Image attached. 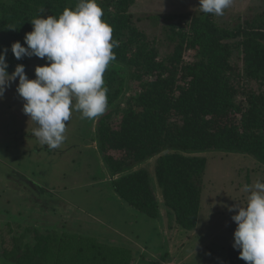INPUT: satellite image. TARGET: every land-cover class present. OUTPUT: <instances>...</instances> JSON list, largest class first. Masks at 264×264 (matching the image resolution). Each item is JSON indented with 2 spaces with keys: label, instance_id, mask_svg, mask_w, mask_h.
<instances>
[{
  "label": "trees",
  "instance_id": "1",
  "mask_svg": "<svg viewBox=\"0 0 264 264\" xmlns=\"http://www.w3.org/2000/svg\"><path fill=\"white\" fill-rule=\"evenodd\" d=\"M77 3L0 1V51L7 48L6 56H12L16 41L27 47L24 36L42 9L47 18L66 7L74 9ZM97 3L118 42L111 63L128 71L117 91L108 95V108L95 124L104 166L111 178L118 176L111 181L113 191L119 200L153 219H159L162 207L182 230L191 231L198 219L206 166L200 154L247 155L264 167V10L252 12L233 27L200 10L190 19L182 14L149 17L162 24L164 40L172 47L158 58L156 40L139 30L129 14L133 0ZM185 56L191 60L185 62ZM110 151L124 155L115 159ZM153 158L162 203L155 196L152 175L142 167ZM1 230L2 255L15 257L16 264H49V254H58V245L69 241L51 232L38 236L34 245H23L22 240L18 245L20 239L16 243L11 237L9 225ZM21 248L14 255L7 252ZM220 264L246 262L233 248Z\"/></svg>",
  "mask_w": 264,
  "mask_h": 264
},
{
  "label": "rangeland",
  "instance_id": "2",
  "mask_svg": "<svg viewBox=\"0 0 264 264\" xmlns=\"http://www.w3.org/2000/svg\"><path fill=\"white\" fill-rule=\"evenodd\" d=\"M262 10L264 0H234L216 19L233 27ZM198 11V0H133L129 14L139 30L156 40L161 58L172 47L164 40L162 24L149 17L182 14L190 19ZM190 60L184 57L185 62ZM6 63L10 75L22 64L27 77L35 79V67L44 66L46 59L33 56L17 60L12 55L6 56ZM127 75V69L110 63L104 74L108 95L117 91L120 79L126 80ZM18 82L19 78L11 82L0 99V217L8 223L18 220L20 212L22 216L28 213L29 218H23L28 223L39 216L60 224L63 232L51 230L58 239L69 237V241L57 244L61 252L50 253L49 264H220L224 253L233 249L236 224L231 217L237 213L228 208L246 203L243 185L257 179L264 182V167L254 158L223 152L200 154L206 158L200 210L195 228L184 231L162 207V216L153 219L117 198L111 181L118 176L110 177L96 147L98 118L81 119V114L73 111L70 121L65 122V142L57 149L41 145L31 134L34 123L23 113L24 101L15 91ZM109 153L115 159L124 155L120 151ZM155 161L153 158L142 167L152 175L155 196L162 203L153 175ZM30 203L32 210L27 206ZM32 211L33 218L29 215ZM16 233L12 238L18 243ZM43 234L50 235L47 231ZM32 236L30 245L36 243L35 234ZM20 241L21 237L18 245ZM18 251L22 248L7 252L14 255ZM14 259L4 258L0 250V264H16Z\"/></svg>",
  "mask_w": 264,
  "mask_h": 264
},
{
  "label": "clouds",
  "instance_id": "3",
  "mask_svg": "<svg viewBox=\"0 0 264 264\" xmlns=\"http://www.w3.org/2000/svg\"><path fill=\"white\" fill-rule=\"evenodd\" d=\"M202 13L222 17L234 0H198ZM42 9L31 21L32 31L24 44L16 41L11 52L17 60L24 57L46 59L36 66L35 79L18 64L10 75L6 63L8 49L0 51V99L11 82L19 78L15 91L24 101L23 113L35 127L32 136L48 149L59 148L66 140V123L73 111L81 119H95L108 108V88L104 74L116 60L113 28L103 19L97 0H78L74 9L65 8L58 16L42 17ZM15 30V29H11ZM246 203L228 208L237 214L234 243L239 258L246 264H264V182L245 184Z\"/></svg>",
  "mask_w": 264,
  "mask_h": 264
},
{
  "label": "crops",
  "instance_id": "4",
  "mask_svg": "<svg viewBox=\"0 0 264 264\" xmlns=\"http://www.w3.org/2000/svg\"><path fill=\"white\" fill-rule=\"evenodd\" d=\"M27 206H29L30 209L32 210L33 203H30ZM161 211L162 210L160 208L159 209V218H160V216H162ZM24 215L26 217H28V213H25L22 216V214L20 212H18V216L20 218L18 220L8 222V223H6V220L4 219V217L3 218L0 217V238H1V233H2L1 228L4 225H9L11 237H14L13 234L17 232L16 234H17L19 239L21 237L23 245L33 244V236H32L33 234H35L34 239H36L39 235H44L43 233H45V231H47L48 233L55 232V231L51 230L52 228L58 229L59 231L63 232V230L61 228L62 226L60 224H56L54 222L50 223V222L44 220L43 217H39V216L34 217V220L32 219L30 221V223H31L30 224V223H28V219H23ZM29 215L31 218H33V211ZM74 234H76V233H74ZM74 234H71V235H74ZM31 240H32V242H30ZM60 252H61V250H59V254H60ZM62 254L63 253H61V255Z\"/></svg>",
  "mask_w": 264,
  "mask_h": 264
}]
</instances>
